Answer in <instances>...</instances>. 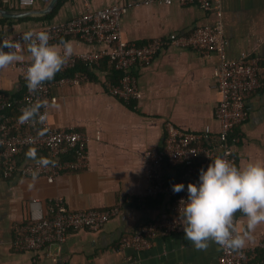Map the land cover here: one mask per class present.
<instances>
[{
	"label": "crops",
	"instance_id": "0c3cea01",
	"mask_svg": "<svg viewBox=\"0 0 264 264\" xmlns=\"http://www.w3.org/2000/svg\"><path fill=\"white\" fill-rule=\"evenodd\" d=\"M142 1L87 0L86 4L91 10H97L113 3L124 6ZM211 2L210 10L178 3L132 7L120 17L121 37L141 46L171 34L189 35L196 27L217 22L215 0ZM47 4L45 0H36L33 7L23 9L17 0H0V9L34 13ZM83 9L80 0H64L51 18L46 16L54 9L46 15L0 16V39L68 21ZM219 9L227 58L238 60L244 55L264 59V0H220ZM63 39L72 41L73 53L103 48L76 38ZM14 45V51L24 59L0 68V92L10 101L19 99L26 89L16 66L31 61L26 41ZM9 50L12 49L5 48ZM218 63L219 58L214 54L205 57L190 48L165 46L149 65L136 69L141 97L129 103L108 93L112 72L108 63L105 68L94 67V75L87 83L53 85L51 95L57 102L50 106L48 120L54 127L71 128L88 137V167L61 174L52 183L43 177L17 174L5 179L0 168V264H217L219 246L209 241L207 248H195L184 238L181 225L170 235L156 231L148 250L122 247L121 241L148 223L160 224L172 215L169 195L139 201L147 188L144 155L146 151L162 147L165 123L195 133H203L208 127L213 138L219 133L214 76ZM245 104L247 119L235 128L240 136L234 147L238 167L248 162L264 163V91L251 93ZM5 113L18 114L15 108ZM37 158L46 159L47 153L25 151L18 162L22 165ZM180 170L166 166L167 182L175 184ZM57 198L73 211L117 208L118 212L99 231H72L63 243H50L36 252L14 251L11 245L15 227L31 221V203L39 201L34 209L45 215L49 203ZM233 218L238 232L245 228L246 220L239 211ZM263 243L264 223H261L239 250L255 248L256 256L251 264H264Z\"/></svg>",
	"mask_w": 264,
	"mask_h": 264
},
{
	"label": "built area",
	"instance_id": "2783aa9c",
	"mask_svg": "<svg viewBox=\"0 0 264 264\" xmlns=\"http://www.w3.org/2000/svg\"><path fill=\"white\" fill-rule=\"evenodd\" d=\"M83 11L65 22L49 24L43 30L49 34V43L63 38H76L89 45H101L102 49L72 53L59 73L74 69L78 63L88 67H99L104 60L116 72L120 73L117 84L108 87V93L129 103L141 97L138 90L135 71L151 63L157 53L165 46L185 47L198 51L208 57L217 55L219 63L214 71L217 83L218 102L215 118L219 124V133L213 138L206 127L203 133L183 131L172 123L164 125V143L160 149L146 151L147 188L139 196L143 202L147 198L155 199L159 195L172 198L169 219L160 224L148 223L137 233L124 238L121 246L135 250H148L152 246V237L156 231L170 235L179 230L178 207L180 199L186 198V190L175 193L165 176V167L181 169L176 183H196L198 170L206 168L211 160L220 156L236 166L234 147L240 136L235 128L247 119L245 101L254 92L264 91V59L241 56L231 60L226 55V39L220 20L219 1L215 0L217 22L214 25L196 27L189 35L171 34L167 38H157L137 46L124 41L121 37L119 20L128 9L140 4L179 5L194 4L204 10L213 6L211 0H143L141 3L121 6L116 3L103 9L91 10L87 0ZM36 0H17L19 7H33ZM30 30V29H29ZM28 31V30H26ZM19 33L15 37L4 36L0 43L12 44L24 41ZM31 63H20L16 66L21 79ZM90 78L80 72L52 81H44L34 92L26 85L24 94L10 101L0 92V168L3 178L14 175L20 177H43L52 183L61 174L84 170L88 167L86 141L88 137L71 128H57L50 124L48 112L57 98L51 95V87L78 86L87 83ZM26 82V81H25ZM15 108L17 115L5 113ZM206 142L207 145H203ZM25 150L46 152L47 158H37L20 165L18 158ZM39 201L31 203V221L15 227L12 249L16 252L39 251L50 243H63L69 232L78 230L99 231L118 212L117 208L104 210L68 209L61 198L51 201L45 215L34 209ZM234 226L236 223L233 218ZM237 229V228H236ZM219 246V245H218ZM264 251V243L261 245ZM255 248L232 250L219 246L217 264H251L255 258Z\"/></svg>",
	"mask_w": 264,
	"mask_h": 264
},
{
	"label": "clouds",
	"instance_id": "9594fccd",
	"mask_svg": "<svg viewBox=\"0 0 264 264\" xmlns=\"http://www.w3.org/2000/svg\"><path fill=\"white\" fill-rule=\"evenodd\" d=\"M22 39L31 58L24 79L29 91L34 92L61 70L73 53V43L61 39L50 44L49 34L35 29L24 32ZM14 48L12 43H0V68L24 59ZM171 189L175 193L186 190V198L179 201L178 219L184 238L197 249L207 248L212 241L239 250L251 239L256 226L264 223V163L248 162L238 167L218 156L198 170L196 183H175ZM237 211L246 220L239 232L233 222Z\"/></svg>",
	"mask_w": 264,
	"mask_h": 264
},
{
	"label": "trees",
	"instance_id": "16d2710c",
	"mask_svg": "<svg viewBox=\"0 0 264 264\" xmlns=\"http://www.w3.org/2000/svg\"><path fill=\"white\" fill-rule=\"evenodd\" d=\"M63 1L64 0H58L57 5L55 6L54 10L49 15H47L46 18H51L54 15V13L56 12L57 8L62 4ZM48 2H49V0H45V4H47ZM106 64H107V61L104 60L101 65L104 67ZM93 68L94 67H88V66H85L82 63H78L74 69L67 70V71H65L63 73L57 72L52 80H55V79H58V78H61V77H65V76H71L74 72H77V71L82 73V74H85L89 78H91L94 75ZM111 71H112L111 72V78H110L111 79L110 80L111 84H117L118 80L120 78V73L114 71L113 69ZM52 80H50V81H52ZM203 145H207V143L204 142ZM25 151H28V150H25Z\"/></svg>",
	"mask_w": 264,
	"mask_h": 264
},
{
	"label": "water",
	"instance_id": "95a60500",
	"mask_svg": "<svg viewBox=\"0 0 264 264\" xmlns=\"http://www.w3.org/2000/svg\"><path fill=\"white\" fill-rule=\"evenodd\" d=\"M57 2L58 0H49L47 6L43 10L34 13L32 11H6L0 9V16L5 18H18V17H26L31 14L46 15L55 8Z\"/></svg>",
	"mask_w": 264,
	"mask_h": 264
}]
</instances>
